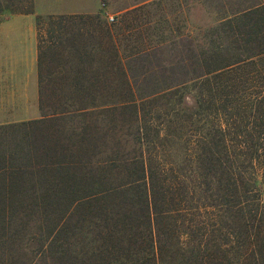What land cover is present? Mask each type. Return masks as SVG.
<instances>
[{
	"label": "trees",
	"instance_id": "1",
	"mask_svg": "<svg viewBox=\"0 0 264 264\" xmlns=\"http://www.w3.org/2000/svg\"><path fill=\"white\" fill-rule=\"evenodd\" d=\"M150 4L36 17L40 118L0 126V264H264V0L167 40L139 35ZM181 38L145 92L128 63Z\"/></svg>",
	"mask_w": 264,
	"mask_h": 264
},
{
	"label": "rangeland",
	"instance_id": "2",
	"mask_svg": "<svg viewBox=\"0 0 264 264\" xmlns=\"http://www.w3.org/2000/svg\"><path fill=\"white\" fill-rule=\"evenodd\" d=\"M144 0H103L105 3L104 11L101 15L103 20L108 24H116L118 20L121 18L124 13L123 9L125 7H132L135 4L139 5V2ZM150 5L145 7L143 10H140L136 15H140V21L144 24V21L148 22V25L142 27L140 34L142 36H149L150 32L153 31L154 26L160 29L161 32L164 31L166 33V40L172 38V36H184L187 33L195 36L200 33V30H207L209 28H213L219 21L222 20L223 17L229 15V13L235 12L237 10L244 9L248 6L260 3L261 0H149ZM143 4V3H142ZM141 5V4H140ZM15 10L19 11H27L30 6L27 0L17 1L15 0ZM107 12V13H106ZM109 13V14H108ZM19 15V14H14ZM109 15V16H108ZM112 15V16H110ZM12 16L9 15L8 12L2 11L0 12V22L5 20L7 17ZM33 20L36 18L32 17ZM110 18L113 20L110 21ZM37 23V21H36ZM83 24H80L79 20H74L69 22L62 30V32H56L50 37L52 38V42H57L58 36L62 37L64 41V45L68 44L66 40L69 39L71 35H79L84 34L85 28ZM87 30V29H86ZM156 32V30H155ZM46 31L43 29L40 31V35L42 39L45 41V46L48 45V41L50 38L45 34ZM69 33H71L69 35ZM81 36H78L79 40L83 39ZM154 38L151 37L149 39L138 37L140 43V39H144L146 43L156 44ZM137 39V40H138ZM176 41V45H174V49L172 51L161 50L154 52V54L143 59L142 62H134L128 63L129 68L131 66V71L133 74L142 75L147 71L154 69L151 72V77L148 78L145 83V92H149L151 87H148L151 83L157 82V80H161V77L168 74L169 71H164V67L168 68L170 64H175L177 60H181V58L186 57L189 54L185 49L188 46V42L186 40H182V38ZM171 48V47H170ZM52 49V48H51ZM47 54L50 49H46ZM54 52L58 56L57 52L62 51V48L56 47L53 48ZM66 54L63 53L61 56L64 59L66 58ZM149 81V82H148ZM143 83V82H142ZM19 123V122H17ZM12 124V123H11ZM4 126V125H3ZM18 182V180H16ZM15 181V184H17ZM20 182H18L19 184ZM6 184V183H5ZM8 184V183H7ZM6 184V186H8ZM21 184V183H20ZM22 211V210H21ZM22 217L21 214L12 216L10 219H20ZM24 218V217H23ZM25 219V218H24ZM18 220L14 221L17 222Z\"/></svg>",
	"mask_w": 264,
	"mask_h": 264
},
{
	"label": "crops",
	"instance_id": "3",
	"mask_svg": "<svg viewBox=\"0 0 264 264\" xmlns=\"http://www.w3.org/2000/svg\"><path fill=\"white\" fill-rule=\"evenodd\" d=\"M104 10L102 0H33L32 14L0 22V126L40 118L38 30L32 17L102 15Z\"/></svg>",
	"mask_w": 264,
	"mask_h": 264
},
{
	"label": "built area",
	"instance_id": "4",
	"mask_svg": "<svg viewBox=\"0 0 264 264\" xmlns=\"http://www.w3.org/2000/svg\"><path fill=\"white\" fill-rule=\"evenodd\" d=\"M113 19L112 18H110V21H112Z\"/></svg>",
	"mask_w": 264,
	"mask_h": 264
}]
</instances>
